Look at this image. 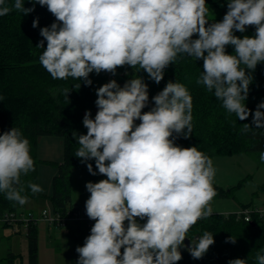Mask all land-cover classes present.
Wrapping results in <instances>:
<instances>
[{
  "label": "clouds",
  "instance_id": "9594fccd",
  "mask_svg": "<svg viewBox=\"0 0 264 264\" xmlns=\"http://www.w3.org/2000/svg\"><path fill=\"white\" fill-rule=\"evenodd\" d=\"M37 3L58 22L40 29L43 40L37 45L44 49L39 62L53 79L71 77L90 86V73L116 75L118 67L128 65L159 84L178 55L187 54L203 61L196 83L212 92L227 113L240 121L252 115L254 128L244 124L243 132L264 129V102L254 113L245 105L250 72L264 62V0H229L222 21L211 24L206 0H34L32 8H25L24 0L11 5L0 0V16L13 9L27 15ZM246 26H255L254 36L234 35ZM32 27H38V18ZM229 45L234 54L226 52ZM96 95L98 111L94 119L85 112L87 133L75 136V157L82 163L94 159L106 179L86 183V215L95 223L76 249L77 264H177L190 228L213 215L211 201L217 195L213 160L196 146L177 145L173 137L192 134V96L184 84L169 81L152 97L154 107L142 112L149 92L138 76L123 87L113 79ZM259 159L264 163V151ZM34 164L21 130L13 127L0 135V192L7 200L28 203L21 176L35 171ZM86 166L97 175L91 163ZM27 186L33 194L44 191L35 183ZM214 243L205 231L187 250L200 259ZM261 253L264 249L256 253V264H264ZM228 264L247 261L236 258Z\"/></svg>",
  "mask_w": 264,
  "mask_h": 264
},
{
  "label": "trees",
  "instance_id": "16d2710c",
  "mask_svg": "<svg viewBox=\"0 0 264 264\" xmlns=\"http://www.w3.org/2000/svg\"><path fill=\"white\" fill-rule=\"evenodd\" d=\"M228 2V0H206V4L223 11L221 15L207 16L209 24L222 21L228 11ZM6 3L11 5L14 0H6ZM33 3L34 0H24V7L32 8ZM37 18L38 27L33 28V20ZM54 22H57L56 18L47 7L38 3L35 4L34 11L27 15L13 9L9 14L0 16V135L15 127L29 140L35 171L21 176L24 185L22 195H27L28 198L45 197L50 201L49 207L53 211L64 213L74 205L70 201V178L72 169L80 162V158L75 157L79 147L75 136L87 133L82 123L83 117L86 111L97 108L96 90L109 82V73L104 71L99 74L90 73L89 79L92 81L90 86L83 80L71 77L66 80L53 79L39 62V56L44 49L37 45L43 40L39 34L40 29L50 27ZM234 35L241 38L245 35L252 37L255 35V26H246V31L243 33L234 30ZM196 38L198 34L193 36V39ZM44 47L46 48V41ZM226 52L234 54V48L231 45L226 46ZM202 72V60L196 61L187 54H180L176 61L165 69L164 79L159 84L149 79L144 70L133 69L128 65L118 67L116 75H112L110 81L115 79L123 87L132 78L141 77L148 85L149 92V102L142 112L154 107L152 97L163 90L169 81L184 84L192 96L193 130L188 138L182 135L176 138L174 133L175 143L181 147L196 146L212 160L215 156L254 153L257 161L261 163L259 155L264 151V129H250L246 133L243 132L244 124L254 128L252 115L250 114L247 120L240 121L234 113H227L222 102L212 92H208L203 85L196 83ZM250 74L252 81L245 105L254 113L257 105L264 102V62L259 63ZM77 84H80L79 88H75ZM65 89L70 90L68 95ZM135 123L138 125L140 121L137 120ZM45 135H54L61 139L62 160L38 157V140ZM40 163H47L55 168L49 194L42 192L33 194L27 186L28 183L38 184ZM90 163L95 169V160L92 159ZM236 186L238 184L229 188L214 185L216 196H229ZM20 207L21 205L7 200L5 193L0 192L2 226L11 225L14 231L20 229L22 225L25 226L20 217L21 215L25 217L29 213L18 215ZM246 207L253 208L254 205L243 204L240 209ZM236 212H213V215L207 219L198 220L186 237L190 245L205 231L213 234L215 243L202 258L194 259L187 250L190 245L187 247L184 242L180 248L182 259L177 264H228L229 260L236 258L245 259L247 264H256V253L264 249V217L252 212L250 220H245L242 216L237 217ZM9 213L17 216L12 224L4 220L5 214ZM137 222L143 224L146 218L137 219ZM25 230L27 264H38L37 225L34 218L29 219ZM229 237L236 242L234 244L226 242ZM15 257L16 253L9 251L5 259L9 264H13Z\"/></svg>",
  "mask_w": 264,
  "mask_h": 264
},
{
  "label": "rangeland",
  "instance_id": "374dc122",
  "mask_svg": "<svg viewBox=\"0 0 264 264\" xmlns=\"http://www.w3.org/2000/svg\"><path fill=\"white\" fill-rule=\"evenodd\" d=\"M209 9L207 16L221 15V9H215L206 4ZM91 118L94 119L97 110H92ZM61 139L54 135H45L39 138L37 154L41 159L60 161L63 158ZM87 162L79 164L71 171V198L70 201L78 203L85 210V202L90 193L86 190L87 182H99L100 178L88 180ZM213 164L216 175L213 186L232 189L229 196H215L211 207L215 213H228L238 211L243 204L264 207V164L259 163L254 153H237L230 156H215ZM55 168L47 163L38 165V185L49 194L51 192V177ZM101 175V174H100ZM102 177V176H101ZM50 201L45 197L28 198V203L21 206V213H33L36 218L39 211L50 206ZM73 221L67 226L49 225L37 219L38 264H77L79 254L76 249L83 246L85 239L90 235V229L95 221ZM46 224V225H45ZM25 226L14 231L11 225L2 226L0 223V264H9L5 259L7 252L16 253L13 264H27V241ZM4 258V259H2Z\"/></svg>",
  "mask_w": 264,
  "mask_h": 264
},
{
  "label": "built area",
  "instance_id": "2783aa9c",
  "mask_svg": "<svg viewBox=\"0 0 264 264\" xmlns=\"http://www.w3.org/2000/svg\"><path fill=\"white\" fill-rule=\"evenodd\" d=\"M111 77L112 74L109 73V82ZM252 212H256L260 217H264V207H259L257 205L254 206L253 208L250 207L242 208L236 212V215L237 217L242 216V218H244L245 220H250L251 218L250 214ZM16 217L17 216L14 213H9V214H5L4 220L12 224L16 220ZM20 218L23 220L25 226L28 225V221L31 218H34L35 221L39 219L43 222H46L49 225H57L61 227H64L69 221H88L90 223L93 222V220H91L86 215V210L83 207L77 205H73L64 213L53 211L51 207L45 206L39 211L38 218H36V216H34L31 213L25 215V217L21 215Z\"/></svg>",
  "mask_w": 264,
  "mask_h": 264
},
{
  "label": "crops",
  "instance_id": "0c3cea01",
  "mask_svg": "<svg viewBox=\"0 0 264 264\" xmlns=\"http://www.w3.org/2000/svg\"><path fill=\"white\" fill-rule=\"evenodd\" d=\"M228 1H229V0H228ZM94 110H97V111H98V108H95ZM38 143H39V140H38ZM60 144L62 145V141H60ZM62 152H63V151H62ZM46 159H47V158H46ZM51 160H52V159H51ZM90 161H91V160H89L88 163H90ZM93 170L97 172V175H91V174L88 172V170H87L88 180H91V179H93V178H97V177L100 178L101 180H102V179H106L105 176L100 175V174L98 173V169L95 168V169H93ZM54 173H55V172H54ZM54 173H53V174H54ZM52 176H53V175H52ZM101 176H102V177H101ZM51 178H52V177H51ZM98 178H97V179H98ZM74 205L79 206L78 203H74ZM69 222H70V221H69ZM43 223H44V222H43ZM73 223H78V222L73 221ZM45 225H46V224H45ZM67 225H68V223L66 224V226H67Z\"/></svg>",
  "mask_w": 264,
  "mask_h": 264
},
{
  "label": "water",
  "instance_id": "95a60500",
  "mask_svg": "<svg viewBox=\"0 0 264 264\" xmlns=\"http://www.w3.org/2000/svg\"><path fill=\"white\" fill-rule=\"evenodd\" d=\"M184 242H185V245H186L187 247L190 245V241H189L188 238H186Z\"/></svg>",
  "mask_w": 264,
  "mask_h": 264
}]
</instances>
